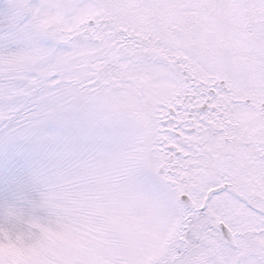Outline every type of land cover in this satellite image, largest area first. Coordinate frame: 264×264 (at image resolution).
<instances>
[{
    "label": "snow or ice",
    "instance_id": "1",
    "mask_svg": "<svg viewBox=\"0 0 264 264\" xmlns=\"http://www.w3.org/2000/svg\"><path fill=\"white\" fill-rule=\"evenodd\" d=\"M0 264H264V0H0Z\"/></svg>",
    "mask_w": 264,
    "mask_h": 264
}]
</instances>
